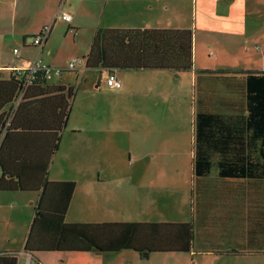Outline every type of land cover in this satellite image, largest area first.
I'll use <instances>...</instances> for the list:
<instances>
[{
  "label": "trees",
  "instance_id": "trees-1",
  "mask_svg": "<svg viewBox=\"0 0 264 264\" xmlns=\"http://www.w3.org/2000/svg\"><path fill=\"white\" fill-rule=\"evenodd\" d=\"M85 58L89 68H105L110 74L159 68L188 71L194 64L193 31L101 28ZM63 73L51 79H28L13 68L9 79H0V191L34 192L38 196L24 246L30 264H43L39 255L47 252L101 254L130 250L143 258L151 254L182 255L190 253L195 242L205 240L216 255L247 256L251 255L249 250H264V112L259 116L261 124L255 125L256 140L249 143L251 149H246L239 137L233 144L241 126L239 119L233 117L226 122L224 116L205 109L197 86L191 220L66 222L77 183L50 178L52 159L60 147L74 94L71 87L51 84ZM243 75L248 110L264 111V71L247 70ZM242 132L239 130V134ZM258 140L260 144L254 146ZM209 143L215 148H209ZM212 174L224 183L230 179L245 182L243 187L237 186L244 192L236 194L237 198L235 192H226L223 208L205 213V204L217 189ZM228 186L232 191L234 185ZM245 199L248 209H244ZM230 232L235 246L232 254L223 252L227 242H221ZM18 262L16 252L0 254V264Z\"/></svg>",
  "mask_w": 264,
  "mask_h": 264
},
{
  "label": "crops",
  "instance_id": "crops-1",
  "mask_svg": "<svg viewBox=\"0 0 264 264\" xmlns=\"http://www.w3.org/2000/svg\"><path fill=\"white\" fill-rule=\"evenodd\" d=\"M3 1L4 3L6 2V0ZM10 1L14 2L12 10L9 6ZM194 1L197 4L198 1ZM191 4H193V0H9L6 6L0 9V26L2 27L0 28V79H9L13 68L28 66L38 56L44 58L54 66L64 68H67L70 61L74 58H80L81 60L77 63L75 69H66L62 77L55 78L50 82L53 85H63L66 88L71 87L74 90L68 122L71 117L73 101L81 93H90L93 96L92 117L94 119V126L92 133L96 143H99L101 140H104L105 143L111 140L102 138V134L104 133L109 132L112 134L114 131L129 130L132 122H128L126 119H131L132 113L128 108L132 105L144 104L146 113L143 116L146 122L151 106L152 115L156 111L159 118L157 130L162 135L170 138L169 145L174 150L183 140L180 130L182 125L180 106L182 105L181 93H183L184 89L186 90L184 93L186 96L183 95V97L189 104L187 113L190 124L189 129L184 128L188 138L179 147L189 150V155H187L185 160V167H181V157L179 162L176 163L174 155L170 154V158L158 161L156 171L158 179L156 187L162 190V194L160 195L161 202L164 205L173 202V206L176 202L184 211L173 210L168 214L169 218H159L156 220L152 217L147 218L148 220H141L106 216L103 215L105 212L101 213V209L96 208L93 209L97 215L96 220L87 218L68 220V214L71 211L75 196L78 194L80 187L79 180H75L77 185L66 215V222H188L191 220L192 204L190 198L195 182L193 158L196 86L199 87V93L202 94L201 101L205 109L208 108L215 114L224 116L225 119L222 120L226 122L230 121L233 117L236 121L239 119L241 123L239 130H243V132L239 134L238 130L236 134L237 139L233 141V144H237L239 137L247 145L245 148L251 149L250 144L256 140L255 125L261 124L259 116L264 111L248 110L247 103L245 104V90H247V87L243 72L247 70L264 71V68H255L256 64L253 63L254 58L252 59L247 53H243L242 47H238L237 44L232 43L234 38L231 32H225V30H213L215 32H212L209 31V28H204V32L207 34L202 33L198 37L193 31L194 25L198 26L197 19L193 23L189 17L190 12L193 11ZM64 14H68L69 19H64L62 17ZM101 28L191 29L193 31V67L188 71L180 72L160 68L139 69L140 71L153 72L152 74L157 75V79L149 86V84L136 78L135 88L131 82L128 83L126 81V77L132 74L130 73L131 71L139 70H116L114 74L122 81V86L120 88L111 87L107 84L110 71L101 67L89 68L86 64L85 57L90 50L96 32ZM44 32H47L48 35L43 44H34L32 42L33 37ZM256 47L259 48L258 46ZM15 48L21 50L19 58L14 54ZM256 55L264 58V50L256 53ZM207 70L215 71V73H205ZM221 70H232L233 72L226 74L218 73ZM75 78H77L76 86L72 82ZM95 85L96 88L94 89ZM181 85L182 87H180ZM102 110L106 112L105 115L101 114ZM113 115L121 119L122 123L124 122V128L120 127V125L117 127L112 125ZM106 116H110L111 122L108 123L105 120ZM250 116L251 119H248ZM233 128H236V126ZM74 129H76L75 131H80V128ZM130 139L132 142L133 138L130 137ZM256 144L259 145L260 141L258 140L255 145H252L256 146ZM209 148L214 149L215 147L209 143ZM103 149H110L108 143H106ZM52 170L53 165L50 167V178L52 180H73L69 177H62L61 172L57 176L52 177ZM183 171H185L184 179L181 177ZM213 174L212 184L215 182L217 189H215L213 197H210L206 202L205 213L209 210L216 211V209H222V199L225 197L226 192H235L234 196L236 198L239 192H244L241 189L239 190L237 186L239 184L240 187L241 185L243 187L245 182L243 183V181L238 179H230L227 183H224L220 179H216ZM166 178L172 179V181L169 182L167 179L162 182V179ZM176 179L179 181H176ZM110 181L115 182V185L106 187V184ZM182 181H184V184ZM93 182L96 183V186L92 188L95 192V198L92 199V202L95 204L101 202V199L103 202L105 201L106 189L115 193L122 191L121 193L124 194L123 185L125 182L132 187V191H127L132 196L134 195L133 189H137V199H135L137 205L143 194L146 195L150 190L155 188L153 184H149L147 180L145 181V172H143L142 178L136 177L135 180L132 179L130 173H127L126 176L115 177L112 180L104 177L102 170L98 169V174L94 177ZM131 183H134L135 186L133 187ZM230 184L234 185L231 189L232 191H229L228 188ZM24 193L29 194V196L24 197L27 201L26 206L28 201H30L34 208L38 199L37 193ZM9 194L13 195H7L8 197L0 195V254L16 252L19 258L18 264H28L30 256L24 250V246L30 225L34 219L35 209H31L30 211L23 209L20 202L21 199L17 195L19 193L14 192ZM224 205L227 209L229 201L226 200ZM248 208V200L245 199L244 209ZM132 213L131 215H133ZM161 214L159 215L161 216ZM139 215L143 214L140 213ZM231 234L232 232L221 239L222 243L226 244L227 242L223 251L224 253L232 254L235 250V246L230 239ZM197 243L209 251L206 240L197 241ZM195 245L196 242L194 243V248ZM194 248L190 253L182 255L170 254L166 256H173L171 257L174 260L172 264L180 262L183 258H186V264H190L189 259L195 253ZM247 253L251 254L247 256H264V250L254 249L249 250ZM103 254L96 253L95 251L67 252L63 254L56 252L55 259L48 260H51L53 264H116L117 258L115 256L117 255L105 257L106 255ZM184 255L186 257H180ZM152 256L151 254L148 258ZM162 258H165V255ZM132 261L134 262V259ZM42 263L49 264L43 261ZM163 263H166L164 259ZM222 264H235V262H232L230 258H226Z\"/></svg>",
  "mask_w": 264,
  "mask_h": 264
},
{
  "label": "rangeland",
  "instance_id": "rangeland-1",
  "mask_svg": "<svg viewBox=\"0 0 264 264\" xmlns=\"http://www.w3.org/2000/svg\"><path fill=\"white\" fill-rule=\"evenodd\" d=\"M8 1L9 0H6L4 3L3 0H0V9L6 6ZM197 1L196 4L193 0V4H191V9L193 11L190 12L189 16L193 23L197 19L198 26L196 27L194 25V33L198 37L202 35V33L206 35L207 33L204 32V28H209V31L212 32L223 30H225V32H231L234 38L232 43L235 45L237 44L238 47H242L243 53H247L252 59L254 58L253 63L256 64L255 68H264V58L256 55V53H260L264 50V0ZM13 3V1L9 2L11 10L13 9ZM0 28L2 27L0 26ZM130 73L132 74L127 77L125 76L126 81L128 83L131 82L134 88L137 81L136 78L149 84V86L157 79V75L152 74L153 72L151 71L145 72L144 70H139L131 71ZM72 82L75 84L74 86H76L77 78ZM180 87H182V85ZM95 88L96 85L94 86V89ZM185 91L184 89V91H182L183 93H181L182 108L180 106L182 114V125L180 130L183 140L174 150L169 145L170 138L166 135H162L157 130L159 118L157 117L156 111H154L152 115L153 111L151 106L149 108V117L146 122L143 116L146 113L144 104L132 105L128 108L132 113V118L126 119L128 122H132L129 130L114 131L112 134L109 132L102 134V138L111 139L109 142H106L110 149L105 150L103 149L106 146L104 140L96 143L93 139V96L90 93H81L73 101L71 117L63 131L60 147L54 155L51 164L53 165L52 177L57 176L59 172H61L62 177H69L73 179V181L79 180L80 183L79 192L75 196L73 206L68 214V220H72L73 218L96 220L97 215L93 210L96 208L101 209V213L105 212L103 215L106 216L141 220H148L147 218L152 217L156 220L159 218H169L168 214L173 210L184 211L176 202L174 206L173 202L167 203L166 205L161 202L160 195L162 194V190L156 187L158 183L156 171L158 161L160 159L170 158V154L174 155L176 163L179 162L181 157V167H185V160L187 155H189V150L179 148L183 145V141L188 138L184 128L189 129L188 127L190 124L187 113L189 104L183 97V95L186 96V94H184ZM101 114L105 115L106 112L102 110ZM115 116L116 115H113L112 117V125L116 127L120 125V127H123L124 122L122 123V120ZM105 120L108 123L111 122L110 116H106ZM74 128H80V131H75L76 129ZM130 137L133 138L132 142ZM98 169L102 170L104 177H108V179L112 180L118 176H126L127 173H130L132 179L135 180L136 177L142 178L143 172H145V181L147 180L149 184H153L155 188L150 190L146 195L143 194V197L139 199V204L137 205L135 202V199H137V189H133L134 195L132 196L131 193H127V191H132V187L125 182L123 185L124 194L121 193L122 191L115 193L106 189L105 201L103 202L101 199V202L95 204L92 202V199L95 198V192L92 188L96 186L93 180L96 174H98ZM181 177L184 179L185 171L181 173ZM167 179L168 178L162 179V182ZM168 181L170 182L172 179H168ZM176 181L179 180L176 179ZM182 183L184 184V181H182ZM111 185L114 186L115 182H108L106 187H110ZM131 185L133 187L135 186L134 183H131ZM9 193L14 192L0 191V195H6V197H8L7 195H13ZM17 195H19V199H21L20 202L23 209H27V211L34 209L30 201H28L26 206L27 201L24 197L29 196V194L20 192ZM131 213L133 215H131ZM140 213L143 215H139ZM160 213H162L161 216L159 215ZM18 231L20 232L19 229ZM194 251V256L189 259L190 264H222L226 258H230L235 264H264V256H217L212 251L205 250V248L201 247L197 242ZM103 255H106L105 257H114L113 255H117L115 256L117 258L116 264H164L163 259L166 261L165 264H172L174 262L171 258L173 256H166L170 254H152L153 256L151 258H143L130 250H124L114 254L104 253ZM163 255H165V258H162ZM39 257L43 262L53 264L51 263L52 261L48 259L54 260L56 252L42 253ZM132 259H134V262ZM186 262V258H183L180 262H176L175 264H186Z\"/></svg>",
  "mask_w": 264,
  "mask_h": 264
},
{
  "label": "built area",
  "instance_id": "built-area-1",
  "mask_svg": "<svg viewBox=\"0 0 264 264\" xmlns=\"http://www.w3.org/2000/svg\"><path fill=\"white\" fill-rule=\"evenodd\" d=\"M64 19H69L68 14H64L62 16ZM48 33L44 32L36 37H33L32 42L36 45H42L44 40L47 38ZM21 50L19 48L14 49V54L17 57H20ZM81 59H73L70 61L67 68L64 67H57L52 66L48 62H46L42 57H36L31 64L28 67H17L15 68L19 75H24L28 79H35L37 77H45L47 79H51L55 76H60L64 70L69 69H75L77 66V63ZM107 84L111 87H117L120 88L122 86V81L118 79L117 75L114 73L109 74L107 78ZM31 261L29 259L28 264H30Z\"/></svg>",
  "mask_w": 264,
  "mask_h": 264
}]
</instances>
